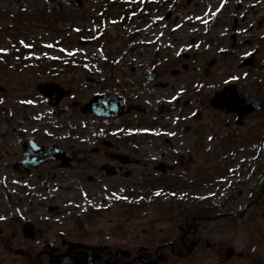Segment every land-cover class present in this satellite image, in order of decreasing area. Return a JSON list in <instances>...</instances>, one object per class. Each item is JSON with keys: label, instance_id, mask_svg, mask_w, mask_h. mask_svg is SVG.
I'll use <instances>...</instances> for the list:
<instances>
[{"label": "flooded vegetation", "instance_id": "flooded-vegetation-1", "mask_svg": "<svg viewBox=\"0 0 264 264\" xmlns=\"http://www.w3.org/2000/svg\"><path fill=\"white\" fill-rule=\"evenodd\" d=\"M199 2L204 9L193 7L194 15L185 19L195 20L193 27L205 38L211 32L224 38L227 45L218 54L237 52L235 70L246 71L229 76L219 89L205 82L215 80L209 67L216 59L196 67L184 54L189 62L170 65L158 53L150 69L135 74L130 66L105 65L109 76L94 78V89L67 77L54 80L69 93L59 103L56 94L43 99L36 85L34 91L22 89L27 100L40 97L52 114L69 116L61 130H44V136L32 130L15 154V203L22 209L0 220V264H264V0H186ZM153 5L159 13L167 9L162 22L179 23L175 3ZM153 5H144L145 24L155 21L149 15ZM223 64L222 74L234 70L231 62ZM116 72L120 77L110 76ZM190 72L204 77L189 84ZM220 91L218 109L212 97ZM95 95L114 98L120 115L84 114ZM254 102L261 111L245 113ZM197 130H225L226 139L237 130L238 149H250L249 163L204 170L198 162L210 159H197L207 156L206 147L205 154L197 147ZM28 138L54 147V159L32 168L23 157ZM33 157L31 162L43 155ZM84 182L95 186L90 194L98 190L100 196H87ZM80 191L84 199L76 196ZM119 206L122 212L109 223H95ZM159 223L173 226L172 235H156Z\"/></svg>", "mask_w": 264, "mask_h": 264}, {"label": "rangeland", "instance_id": "rangeland-1", "mask_svg": "<svg viewBox=\"0 0 264 264\" xmlns=\"http://www.w3.org/2000/svg\"><path fill=\"white\" fill-rule=\"evenodd\" d=\"M81 1L83 3L79 8L75 0H0V28L8 30L7 35L0 32V53L8 54L13 51V47L19 45L15 44L18 41L14 42L11 37L12 34H17L16 37L22 38V42L30 43V41L35 40L38 42L39 47H44L38 54L36 53L35 57L46 56L50 59H57L77 52L80 56L88 53L90 56L93 55L94 59L91 60V65L86 74L83 72L74 73L66 77L77 80L82 86L89 85L93 89L94 78L102 79L109 76V72L104 69L107 61L112 60L114 65L120 66L119 68L133 67L135 71H132V73L135 74L139 68L147 67L150 69L156 53L160 54L163 63L170 65L189 62L183 59L184 54L191 55V66L196 67H203V64L207 65L208 62L216 59V63L209 67L210 72L216 74L215 80L212 78L205 81L206 84L211 83L209 85L211 90L219 89L223 81L229 76L236 73V75L241 76L243 72H246L244 70L240 72L239 68L235 70L237 68L236 65L241 60L240 57H236L239 55L237 52L229 51L227 54H218V49L227 45L224 38L214 35L212 32L210 39L205 38L203 33L197 32L195 27H193L195 20L191 23L185 19L190 15H194L193 7L197 10H200L199 7L204 9L202 2H199L197 5H189L186 3V0H167L176 4L174 13L180 17L177 24L173 20H163L162 22L161 17L164 16L167 9L159 13L156 10L157 6L153 5L150 10L154 11L153 13L151 11L150 14L154 17L155 21L153 25L152 23L148 25L145 24L146 21H143L140 16H131L128 21H125L121 10L118 8L112 11L113 14L110 18L112 20L101 22L103 17L101 8L103 7L104 0ZM136 1L141 2L142 0ZM216 3L214 1V5ZM58 8L73 12L74 17L60 22L54 27L49 25V23L47 24L46 20H49L46 18H48L49 14L52 15L57 11ZM25 9L28 12H45L47 15L31 16L30 14L23 13ZM165 21L170 22V24H165ZM180 24L182 28H179ZM144 26L145 29L143 28ZM79 30L81 33H77ZM102 31L106 32V35L103 37L101 36ZM199 40H201L200 43L197 42ZM13 57L12 55L9 59ZM4 60L6 58H0V62L4 63ZM223 62H231L232 65L230 66L234 70L228 71L227 69L222 74ZM7 68L5 64H0V84L7 88L6 93L0 94V217H3L5 214L16 213L17 207L22 209L21 205L15 203L18 183L15 182L17 178L13 170L15 154L21 151L22 141L27 136H31V131H34V129L42 130L40 132L41 136H44V130L45 132L48 130H61L63 128L62 122L64 120L67 121L69 116H58L56 112L52 114L50 109L44 108L45 103L40 98L35 99L31 97L32 102L26 101V103H21L22 100L27 99L22 89H30L39 80H34L29 75H12L13 73H9V76ZM203 72H190L186 79L187 82L191 80L190 84L198 78H203L205 73ZM110 76L118 78L120 74L116 72ZM180 79L183 78H179L177 84L181 82ZM193 79L194 81H192ZM213 83H215L214 86H212ZM32 91H34V87H32ZM90 96H84V98L89 99ZM28 102L29 104H27ZM44 109L48 113L44 118L37 120L40 112L44 113ZM261 121L264 122V114H262ZM85 123L91 126V122L86 121ZM261 128H264V125L261 124ZM65 129L68 130L67 127ZM85 130H92V127L90 129L85 128ZM232 131L235 133L237 130ZM182 132L184 133V130ZM197 132L199 134H196V142H201H199L200 145L197 147L201 148L200 153L202 154H205L206 147L207 154L206 157L198 155L197 159H210L207 164L202 161L198 162V165L203 167L204 170L211 172V170L218 166H224V163H226L225 167L227 168L237 169L241 164L249 163V160L245 159V157L247 158L246 154L250 149H238L239 145L234 141L236 139L224 145L227 151L220 147L221 140L226 132L225 130H197ZM52 141L58 142L60 140L53 139ZM234 153H237L236 155L239 153L240 157H237ZM83 184L84 190L82 191L87 192V196H100L98 190L90 194L91 191L96 190L94 185L85 182ZM122 186L130 187V182H123ZM209 193V187L202 189V194L208 195ZM76 196L84 199L81 191ZM114 201L119 204L121 199L116 198ZM123 202L124 200H122V204ZM96 206H99V203ZM118 212H122L120 206L116 207L111 214L104 215L103 219H97L95 223H104V221L109 223L111 218L117 217ZM154 216L149 215L150 222ZM137 222H141L140 218ZM145 226L146 223H144ZM172 228L173 226L168 224L159 223L154 228V233L158 235L160 232H166V236L172 235Z\"/></svg>", "mask_w": 264, "mask_h": 264}, {"label": "water", "instance_id": "water-1", "mask_svg": "<svg viewBox=\"0 0 264 264\" xmlns=\"http://www.w3.org/2000/svg\"><path fill=\"white\" fill-rule=\"evenodd\" d=\"M54 85H50V84H48V85H43V86H41L40 87V89L42 90V92L43 93H46L47 92V90H49V91H53V89H54V87H53ZM221 97H222V94H217L215 97H214V100H216L217 102V104L220 102V99H221ZM99 101H101L100 100V98H97L95 101H93L91 104H89L88 106H87V108L86 109H93L92 107H93V105L94 104H96V103H98L99 104ZM101 103V102H100ZM215 102H214V104L215 105H217ZM218 106V105H217ZM255 109H257V110H259L260 108L259 107H257V108H253L252 110H255ZM251 110V111H252ZM30 150L27 148V152H29ZM43 152H41L42 153V155L44 156V158H42V159H45V160H48V159H53V157H52V153L51 152H47V151H45V150H42ZM33 154L34 153H28L27 154V156H28V159L30 158L31 159V157L33 156Z\"/></svg>", "mask_w": 264, "mask_h": 264}, {"label": "snow or ice", "instance_id": "snow-or-ice-1", "mask_svg": "<svg viewBox=\"0 0 264 264\" xmlns=\"http://www.w3.org/2000/svg\"><path fill=\"white\" fill-rule=\"evenodd\" d=\"M246 55H250V53H246ZM4 219V217H0V220Z\"/></svg>", "mask_w": 264, "mask_h": 264}]
</instances>
